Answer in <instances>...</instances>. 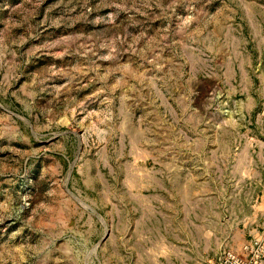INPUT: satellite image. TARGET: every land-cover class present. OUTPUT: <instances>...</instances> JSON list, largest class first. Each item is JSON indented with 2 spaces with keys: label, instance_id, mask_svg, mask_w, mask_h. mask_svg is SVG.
<instances>
[{
  "label": "rangeland",
  "instance_id": "rangeland-1",
  "mask_svg": "<svg viewBox=\"0 0 264 264\" xmlns=\"http://www.w3.org/2000/svg\"><path fill=\"white\" fill-rule=\"evenodd\" d=\"M0 264H264V0H0Z\"/></svg>",
  "mask_w": 264,
  "mask_h": 264
}]
</instances>
